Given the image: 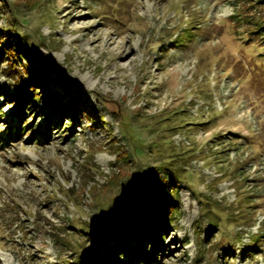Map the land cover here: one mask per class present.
I'll return each instance as SVG.
<instances>
[{
    "label": "rangeland",
    "instance_id": "obj_1",
    "mask_svg": "<svg viewBox=\"0 0 264 264\" xmlns=\"http://www.w3.org/2000/svg\"><path fill=\"white\" fill-rule=\"evenodd\" d=\"M258 1L0 0V28L27 37L49 89L76 109L52 117L38 101L43 112L24 108L19 121L22 88L0 66V133L52 125L47 143L24 132L0 145V264H264V35L233 16L263 18ZM165 139L182 154L172 165L183 179L168 191L176 221L157 253L148 238L152 259L135 236L129 249L107 239V257L91 234L98 203L126 218L119 204L142 174L169 182L148 153L154 144L167 155Z\"/></svg>",
    "mask_w": 264,
    "mask_h": 264
},
{
    "label": "trees",
    "instance_id": "obj_2",
    "mask_svg": "<svg viewBox=\"0 0 264 264\" xmlns=\"http://www.w3.org/2000/svg\"><path fill=\"white\" fill-rule=\"evenodd\" d=\"M247 2L250 3L249 6L252 8H258V0H247ZM242 9H244V6ZM242 9H240V11ZM233 16L236 22H245L252 25V29L248 31L249 35H264V31H261V28L264 30V16L263 18L260 15L249 16L246 13H239V10H237ZM240 25L241 24H239V26ZM23 56H27V58H24L26 64L21 63L19 67L17 60L20 61ZM35 63H37V65H35ZM2 65H4L6 74L14 78L22 88V92L17 94V99L12 103L13 113L19 117V121L23 120L25 116L24 108L31 112L34 106H38V101H41L44 106H49V111L47 113L52 117L55 115V112L62 114L68 111L74 114L76 109L72 102L73 96L69 95V99L63 100L59 93H55L53 90L49 89L48 84H50L49 82L51 79H49V72L46 69L47 65L44 63L42 54H40L38 50L32 49L27 42V37L15 29L0 28V66ZM56 79L59 84L67 82L62 76H58ZM80 96L81 95L76 96V98L80 99ZM90 109L92 112H96L94 107ZM32 112L33 116L38 112H43V107H39ZM1 118L2 114L0 113V119ZM170 118L171 116L168 115L164 117L163 120L169 124L170 128H175L176 126L170 125L172 123ZM25 121L27 122L28 119ZM69 125H72V122H70ZM51 126L49 119L44 118V123L37 124V126L34 125V123L27 122L22 126H17L15 129H5L0 133V145H9L12 142L18 141L24 132L28 134L30 137L29 140L31 141L47 143L51 138ZM36 127L38 128L37 131H33ZM169 144L170 142L165 139L164 147H167V149H164V147L163 149L167 155L157 152V148L154 144L149 145L148 147L150 150L149 152L147 151L149 154L152 152L161 155L160 160L155 163V166L160 170L162 169L164 176H167L169 182H165L156 177V172L151 170L142 174V177L134 182V186L125 190L124 199L119 204V206L121 204L124 205L126 218H121L116 208L111 207V203L106 205H102L100 202L98 203L101 208L106 206V209L104 210L99 229H94L91 231V234H93L94 242L98 241L102 244V248L105 250L107 257H112L110 251H112L111 249L114 246L109 244L107 239H113L115 244H121L127 247L131 238L135 236L138 238L139 244L143 245L142 254L148 257V259L155 257L146 249L148 238L151 240L150 245L153 253H157L158 250L162 248L163 229L176 221V219L174 220L171 216L172 213L175 212L176 206L172 200L168 199V191L177 187L179 179H183L177 175L176 170L178 169H173V166L175 168L177 166L172 165L173 161L182 159V154L178 151H173L169 147ZM133 149L136 155H138L137 151L139 150L146 151L140 146V143L139 145H134ZM118 153L117 161H125L127 158V156L123 155L125 152L119 151ZM120 179H122L121 176L119 179L112 178L108 180L105 187L113 183L114 185H118ZM130 180L133 182L134 177L131 176ZM211 229L215 228L211 226ZM100 233L104 237L102 235L100 236ZM82 257L84 259L86 258L85 256ZM106 260L105 258H100V261L103 263H105Z\"/></svg>",
    "mask_w": 264,
    "mask_h": 264
}]
</instances>
